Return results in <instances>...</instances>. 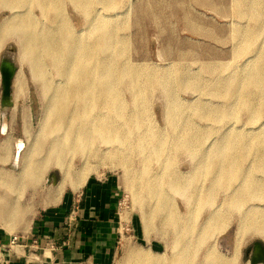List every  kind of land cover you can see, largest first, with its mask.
I'll return each instance as SVG.
<instances>
[{
  "label": "rangeland",
  "instance_id": "obj_1",
  "mask_svg": "<svg viewBox=\"0 0 264 264\" xmlns=\"http://www.w3.org/2000/svg\"><path fill=\"white\" fill-rule=\"evenodd\" d=\"M234 1L116 0V5L110 8L104 6L103 3H96L90 17H87L71 1H66L60 18L57 15L58 22L62 18H66L73 31L78 33L85 32L89 28L91 18H94L98 24L107 21L114 25L121 41L126 45L127 49L123 60L126 64L146 70H155L157 75L160 74L159 77L169 75L174 79L182 76L199 78L202 86H205V91L197 87L192 89L179 86L171 93L173 95L169 96L163 92L164 88L161 90L159 89L160 85H157L153 89H147L149 92L146 91L147 97L140 96L136 101L135 91L128 85L121 86L123 99L128 105L127 114H131L139 107L145 117L142 119L140 128L137 127L138 129L136 128L132 132V143L130 148L128 146L129 149L126 145L118 147L117 144L109 146L101 144L100 146L102 150L122 149L124 157L130 158V163L127 166L119 156L114 155L104 161L101 159L104 152L100 151L96 156L91 154L92 157L88 163L89 169L85 176L86 180L90 177H114L122 189L118 206L119 239L112 264H126L127 252L130 249L150 255L155 259L167 261L174 259L173 255L181 250L182 246L177 248L176 241L179 240V236L174 224L167 221V217L158 208L156 201L152 198H135L131 184H135V180L140 181L141 172L145 166L151 173H149L151 178H166L168 174H178L179 177L186 180L194 179L195 183L189 189L191 193L199 187L201 188V197L205 201L200 200L198 204L194 205L189 203L190 194L188 192L183 194L169 191L172 208L181 215L182 221L190 220L195 226L193 239H196L198 244H196L197 248H193L191 251L190 264H206L211 251H215L225 258L229 264L264 263V242L258 237L253 238L249 235L243 239L239 258L233 259L238 240L241 212L233 203L229 205L224 203L225 206L223 205L226 198L235 197L232 187L229 189L230 185L226 182L217 183L215 180L212 183L208 175L203 177L199 172H195L196 164L203 152H208L207 148L212 145L209 154L210 156L216 154L219 145V141L216 140H219L221 134L228 128L232 129L231 134L234 136L238 135V132H246L249 129L253 131L252 136L259 132L262 138L258 147L264 151V106L260 94L256 93L252 96L253 104L256 106L257 103L259 106L258 112H253L246 108L244 100H235V98L227 97L223 92L216 94L207 89L208 86L211 88L220 82L228 84L229 81L225 80L234 76L240 82L245 77L248 68L261 63L256 55L260 53L259 51L264 50V21H256L252 16L247 15L238 17L232 9L236 4ZM254 1L257 0H245V4L248 7ZM31 12L40 27L52 24L37 6H32ZM11 15L10 9L1 7L0 24ZM51 15L53 16L54 13ZM58 22L53 26L59 25ZM244 29L259 30L258 41L251 49V54L237 58L235 53L241 41L239 37L238 39L234 37V33ZM3 58H7L16 65V78L23 85L24 96L15 102L13 95V104L3 108L1 105L3 85L0 72V172L17 175L21 170V160L30 144L27 140L29 137L24 132L23 111L25 108L31 111L33 120L31 140H33V136L40 128L46 100L43 97L41 83L32 76V67L29 66L27 60H23L21 57L20 44L15 37L7 38L4 42L0 50V63ZM212 69L215 71L213 72ZM49 72L52 76H56L52 68H49ZM175 74L178 76H174ZM225 86L223 85V87ZM13 87H15V80ZM172 102H176V108L180 111L179 115L193 125L192 132L194 131L200 136L205 133L204 136L202 135V139L195 144V153L183 149L175 150L176 140L166 139L174 133L170 124L172 115L169 116V107L173 105ZM199 103H206L205 110L209 108V110L221 109V112H228L229 115L225 118H219L218 114L216 116L201 115L194 108ZM147 130L149 132L153 130L152 132L156 134L160 133L159 137L168 142V149L158 159L151 154L149 145H145V152L139 151V138L148 133ZM248 148L250 150L243 161L245 166L253 162L256 164L260 158V154L255 151V141ZM148 155L151 158L146 163L145 157H149ZM14 164L18 165L16 170L13 168ZM83 164L84 161L82 162L79 155L72 160V165L77 169L82 168ZM165 168L170 170H165ZM256 175L258 182L264 186V171H258ZM63 181V174L58 168L52 166L43 176L40 175V178L34 180L33 184H29L27 187L20 184L18 191L15 189L10 191L0 186V198L17 199L20 206L25 207L27 212L23 222L15 225V230L11 234L17 233L19 227L27 226L29 217L37 211L39 203H42L44 207L58 204L62 194L74 188L67 181L58 201L51 203L48 197L49 190L57 188ZM23 182L28 183V180L25 179ZM210 192L213 195L211 201L208 198L211 197ZM250 206H264V202L249 201L245 209ZM219 211L226 213V221L213 223L212 225L216 229L212 234L202 239L199 232L207 225L209 216Z\"/></svg>",
  "mask_w": 264,
  "mask_h": 264
},
{
  "label": "bare ground",
  "instance_id": "obj_2",
  "mask_svg": "<svg viewBox=\"0 0 264 264\" xmlns=\"http://www.w3.org/2000/svg\"><path fill=\"white\" fill-rule=\"evenodd\" d=\"M66 1H71L87 17L92 15L96 3H103L108 8L116 5V0H0V8H8L12 11L11 17L0 24V50L7 38L15 37L18 40L21 57L23 60H27L29 66L32 67V76L41 83L43 97L46 100L40 128L33 136V140H31L32 114L30 109H24V132L29 137L27 140L30 144L21 160L19 174L0 172V186L10 191L14 189L18 191L20 184L23 187L33 184L34 180L40 178V175L43 176L49 168L54 166L63 174L64 181L57 188L49 190L48 197L51 203L58 201L67 181L75 189L83 185L86 181L85 176L89 169L88 163L92 157L91 154L96 156L98 152L102 151L104 152L102 160L105 161L114 155L119 156L125 165H129L130 158L124 157L122 149L102 150L100 146L101 144L104 146L117 144L118 147L126 145L127 148L128 146L130 148L132 132L137 127L140 128L142 119L145 117L139 107L131 114H127L128 105L123 99L121 86L128 85L135 91V101L140 96L147 97V89H153L157 85H160L159 89L161 90L164 88L163 92L169 96L173 95L171 93L179 86L192 89L197 87L205 91V86H202L199 78L182 76L174 79L169 75L159 77L160 74L157 75L155 70L149 68L146 70L126 64L123 61L126 45L121 41L114 25L107 21L98 24L94 18H91L89 28L80 33L73 31L66 18H62L58 22L57 15L60 18ZM235 1L236 4L232 9L238 17L247 15L252 16L256 21H264V0L254 1L248 7L245 0ZM32 6H37L52 24L40 27L31 12ZM19 11L20 13H17ZM51 13L54 15L52 16ZM56 22L59 25L53 26ZM244 30L234 33V37L237 39L239 37L241 41L235 53L237 58L249 54L258 41L259 30ZM259 52L256 56L261 60L259 61L261 63L248 68L242 81H237L234 76L225 80L229 81L228 84L220 82L211 88L208 86L207 89L216 94L223 92L227 97L235 98V100H244L246 108L258 112L259 106L257 103L256 106L253 104L252 96L259 93L264 106V50ZM49 68H52L56 74L55 77L51 75ZM239 74L238 77H240ZM179 75L181 74L179 73ZM17 79L15 74V87H13L15 102L24 96L23 85ZM223 85L226 86L223 87ZM147 93L149 92L147 91ZM172 104L169 107V116L172 115L170 117L172 126H170L174 133L166 139L176 140L175 150L183 149L195 153V144L202 139L205 133L200 136L194 131L192 132L193 125L179 115L180 111L176 108V102H172ZM205 105L206 103H199L194 108L201 115L216 116L218 114L219 118L229 115L228 112H221V109L209 110V108L205 110L207 108ZM149 129L151 130L150 127ZM152 131L147 130L148 133L139 138V151L145 152V145H149L151 154L158 159L163 156L169 146L166 140L159 137L160 133L156 134ZM231 131L232 129L228 128L221 134L220 139L216 140L219 141V145L215 155L210 156L209 154L212 145L206 149L208 152H203L196 164L195 172H199L203 177L208 175L212 183L216 180L217 183H229V189L232 187L235 197L226 198L223 205L233 203L241 212L238 240L233 256V259L236 260L239 258L240 248L243 239L247 237L246 235L253 238L258 237L264 242V206H250L245 209L249 201L264 202V186L258 182L256 175L258 171H264V151L258 147L262 138L259 132L252 136L253 131L249 129L246 132H238V135L234 136ZM253 141H255V151L260 154V158L256 164L253 162L245 166L243 161L250 150L248 147ZM77 155L81 156L82 162L84 161L80 169L72 165V160ZM148 156L145 157L146 163L151 158L150 155ZM17 166L14 164L13 168L16 170ZM165 170L170 169L165 168ZM149 173L145 166L141 172L140 181L135 180V184H131L135 198H152L156 201V205L165 214L167 221L174 224L176 228L179 236V240L176 241L177 248L182 247L176 255L174 254L176 257L173 255L174 259L169 261L155 259L150 255L130 249L125 262L126 264H190L191 251L193 248H197L196 244H198L196 239H193L195 226L190 220L182 221L181 215L172 208L169 191L183 194L188 192L190 194L189 203L194 205L198 204L200 200L205 201L201 197V188L199 187L191 193L189 189L194 185V179L186 180L179 177L178 174H168L166 178H151ZM25 179L28 180V183L23 182ZM210 196L208 197L209 201L213 195ZM155 203L152 204L155 205ZM26 215L25 207H21L17 199L0 198V227L6 229L8 233H12L15 230V225L23 222ZM225 215L226 213L219 211L209 216L207 225L199 232L202 239L203 237L205 239V236H209L216 229L212 225L213 223L226 221L227 215ZM197 240L199 241V239ZM206 264L229 263L218 253L211 251Z\"/></svg>",
  "mask_w": 264,
  "mask_h": 264
},
{
  "label": "crops",
  "instance_id": "obj_3",
  "mask_svg": "<svg viewBox=\"0 0 264 264\" xmlns=\"http://www.w3.org/2000/svg\"><path fill=\"white\" fill-rule=\"evenodd\" d=\"M121 196L114 177H90L58 204L39 203L17 233L0 227V264H112ZM15 235L21 239L13 245Z\"/></svg>",
  "mask_w": 264,
  "mask_h": 264
},
{
  "label": "water",
  "instance_id": "obj_4",
  "mask_svg": "<svg viewBox=\"0 0 264 264\" xmlns=\"http://www.w3.org/2000/svg\"><path fill=\"white\" fill-rule=\"evenodd\" d=\"M0 72L3 85L1 105L7 108L13 104V81L17 67L12 61L3 58L0 63Z\"/></svg>",
  "mask_w": 264,
  "mask_h": 264
},
{
  "label": "built area",
  "instance_id": "obj_5",
  "mask_svg": "<svg viewBox=\"0 0 264 264\" xmlns=\"http://www.w3.org/2000/svg\"><path fill=\"white\" fill-rule=\"evenodd\" d=\"M20 239H21V237H19V236H16V235L13 236L12 240H11V244H13V245L17 244L20 241Z\"/></svg>",
  "mask_w": 264,
  "mask_h": 264
}]
</instances>
